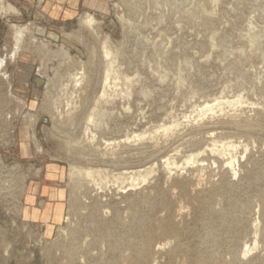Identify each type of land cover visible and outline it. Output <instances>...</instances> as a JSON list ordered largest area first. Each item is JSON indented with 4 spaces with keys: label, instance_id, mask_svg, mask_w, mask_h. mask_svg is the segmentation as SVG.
<instances>
[{
    "label": "rangeland",
    "instance_id": "1",
    "mask_svg": "<svg viewBox=\"0 0 264 264\" xmlns=\"http://www.w3.org/2000/svg\"><path fill=\"white\" fill-rule=\"evenodd\" d=\"M3 2L19 14H0V58L11 47L12 24L29 27L37 40L7 64L12 95L0 80V264H264V0ZM87 15L96 20L97 38L79 23ZM104 35L122 74L117 87L106 88L108 103L98 104L106 114L96 147L109 156L90 150L78 156L73 139L80 138L83 117L102 89ZM60 47L74 62L82 59L91 80L71 98L60 82L49 81L61 62ZM19 66H26L24 82ZM125 76L131 79L128 96L122 93ZM237 97L244 102L196 117L206 102ZM69 106L76 110L67 115ZM28 114L35 116L32 127ZM169 124L176 127L163 134L159 127ZM140 133L139 143L128 141ZM212 137L217 145H238L231 152H239L237 174L230 172L228 152V158L211 153ZM191 153L197 162L188 166ZM167 156L177 161L170 171L163 164ZM73 163L110 175L154 170L141 185L127 180L119 189L113 182L98 187L69 180ZM253 235L255 250L241 254L254 245Z\"/></svg>",
    "mask_w": 264,
    "mask_h": 264
},
{
    "label": "bare ground",
    "instance_id": "2",
    "mask_svg": "<svg viewBox=\"0 0 264 264\" xmlns=\"http://www.w3.org/2000/svg\"><path fill=\"white\" fill-rule=\"evenodd\" d=\"M41 1V0H40ZM214 2L215 1H217V0H213ZM202 2V1H201ZM212 4V3H211ZM216 7V6H215ZM9 12H13V13H15V14H19V11L16 9V8H14V6L12 5V4H10V3H8V2H6V3H4L3 2V0H0V14H3V15H6V14H8ZM212 13V12H211ZM120 19L121 20H124L125 18L123 17V16H121L120 17ZM130 22V21H129ZM128 22V24H130ZM79 23H80V25H82L84 28H86V29H88V30H90L93 34H95V36H96V38L98 37V32H97V30H96V26H95V24H96V20H95V18L93 17V16H91V15H87L85 18H80L79 19ZM127 23V22H126ZM130 26V25H129ZM11 37H12V44H11V47H10V49L0 58V80H3L4 79V81L6 80V82H8V86H7V88H8V93L9 94H13V92H12V85H11V83L9 82V78H10V76L7 74V72H6V67H7V64L8 63H11V62H13V63H15V62H17L18 61V59H19V57H20V55L21 54H23V52L27 49V45H31V44H33L37 39L35 38V36L34 35H32V33H31V30L29 29V27H27V26H20V25H16V24H12L11 25ZM252 37V36H251ZM250 38V37H249ZM256 38V37H255ZM80 39V38H79ZM108 39H110V38H108L107 36H105L104 35V39L103 40H101V41H99V42H101L100 44H101V46L99 47V49L101 48V57H103L104 58V67H103V74H102V76H103V82H102V85H101V87H102V89H101V93H100V95H98V97H95L96 99H95V101H94V104H93V106H92V108H91V110H90V112H88L87 114H85L84 115V117H83V122H82V124H81V122H80V124H81V130H80V134H81V136H80V138L78 137V138H74L73 139V141H74V143H76L77 144V148L76 149H73L74 150V152L76 153V154H79L78 156H80V155H85L86 154V152L85 151H88V150H90V151H92V152H94L95 151V153L94 154H96V153H98L99 155L101 154V155H104L105 154V152H102V151H99L98 149H101V147L100 148H97L98 147V144H97V142H95L96 140H97V135H98V129L97 128H99V129H101L100 128V122H101V120H102V116H104L105 114H106V109H103V108H101V107H99L98 106V104L101 102V101H106L105 100V98H106V95H108V93L109 92H107V87L108 88H110L109 86H110V84H112L113 85V87H117V80L119 79V78H121V77H119V75H122V74H120V72H119V69L117 68V64H116V54H117V51L115 50V48H114V50L112 49V47L110 46V42H109V40ZM252 39V38H251ZM257 40V39H256ZM254 41H255V39H254ZM29 42V43H28ZM38 42V41H37ZM40 42V41H39ZM42 42V41H41ZM28 43V44H27ZM110 43V44H109ZM49 44V43H48ZM256 44V43H255ZM39 45V44H38ZM37 46V45H36ZM44 46H45V44H44ZM47 46V45H46ZM256 46V45H255ZM37 47H39V46H37ZM41 47V46H40ZM93 47V46H92ZM114 47V46H113ZM253 48V47H252ZM4 49H6V48H4ZM49 49V48H48ZM59 49V48H58ZM95 49V48H94ZM50 51V50H49ZM119 51V50H118ZM38 52V51H37ZM44 52H45V48H44ZM43 52V53H44ZM48 52V51H47ZM59 52H61V54H62V56H60L61 58V62L58 64L59 66H56L57 68H55V70L53 71L54 72V78H52V79H50L49 78V81L52 83V85L54 86V84L55 83H57V81H58V83H59V86H60V88H61V90H62V92L64 93V97L65 98H68V97H66L67 96V94L69 95H71V96H69L70 98L73 96V94H74V92L76 91V90H78V89H80L81 90V88H83L84 86H87V85H89L90 83H91V80L90 79H87L86 78V74H85V68H84V64L85 63H83L82 62V59L81 60H79V61H75L74 62V60L72 59V57H71V55L69 54L70 52H68V50L67 49H65V48H63V47H60V51ZM256 52V51H255ZM43 53H42V56H44L43 55ZM46 53V52H45ZM52 53V52H51ZM50 53V54H51ZM253 53V52H252ZM55 54V53H54ZM56 54H57V51H56ZM55 54V55H56ZM41 55V54H40ZM39 54H38V57L40 56ZM48 55V54H47ZM60 55V54H59ZM59 55L57 54V56L56 57H58L59 58ZM93 55H94V53H93ZM46 56V55H45ZM51 56V55H50ZM47 57V56H46ZM52 57V56H51ZM74 57V56H73ZM91 57V56H90ZM44 58V57H43ZM102 58V59H103ZM39 59H41L42 60V58H39ZM50 59V58H49ZM49 59L47 60V59H45L46 60V62L47 61H49ZM54 59H56V58H54ZM92 59V58H91ZM59 60V59H58ZM78 60V59H77ZM40 62V61H39ZM46 62H44V63H46ZM92 62V61H91ZM40 64L42 65V62H40ZM46 64H48V63H46ZM62 65H67L68 67L65 69V71L63 72V73H61L60 71H59V67L60 66H62ZM103 65V64H102ZM52 66H54V65H52ZM47 67V66H46ZM55 67V66H54ZM40 68H41V66H40ZM48 68V67H47ZM50 68V67H49ZM53 69V68H52ZM62 69V68H61ZM26 70V66H19V69H18V73H19V76H21L20 78V80H21V82H24L25 81V77H26V75H27V70ZM62 70H64V69H62ZM39 71V70H38ZM46 75V74H45ZM24 79V80H23ZM111 80L113 81L112 83H111ZM124 87H125V85L127 86L126 88V90L125 91H123L122 92V90H121V92L122 93H124V95L125 96H128L130 93L128 92V88L130 87L129 86V84H131V79H129L127 76H125L124 77ZM180 84V83H179ZM111 85V86H112ZM38 83L36 82L35 84H34V94H36V92H37V89H38ZM49 87V86H48ZM100 87V88H101ZM111 89V88H110ZM110 89H108V90H110ZM113 89V88H112ZM119 89H121V88H119ZM60 90V89H59ZM70 90V91H69ZM115 90V89H114ZM114 90H112V91H114ZM117 90H118V88H117ZM50 91V90H49ZM82 91V90H81ZM46 93H48V91H45ZM61 92V93H62ZM96 92V91H95ZM118 92V91H117ZM77 93V92H76ZM90 93V92H89ZM112 93V92H111ZM115 93V92H114ZM121 93V94H122ZM51 94V93H50ZM83 94H84V92H83ZM110 94V93H109ZM116 94H118L119 95V93H116ZM46 95V94H45ZM55 95V94H54ZM61 95V94H60ZM59 95V96H60ZM82 95V94H81ZM123 95V94H122ZM74 96H75V94H74ZM112 96V95H111ZM45 97V96H44ZM77 97V96H76ZM48 99H49V97H47ZM51 98H52V95H51ZM55 97H53V99H54ZM56 98H58V97H56ZM64 98V99H65ZM79 97H77L76 99L79 101V99H78ZM84 98V97H83ZM107 98H108V96H107ZM110 98V97H109ZM108 98V99H109ZM123 98V97H122ZM234 98V97H233ZM18 101L21 103V108H23L25 105H26V100H25V98L23 97V96H19L18 98ZM64 99H62V100H64ZM93 99V98H92ZM50 100V99H49ZM66 100V99H65ZM72 100V99H71ZM70 99L68 100V102H70L71 101ZM115 100V99H114ZM113 100V101H114ZM213 101H214V99H212ZM216 100V99H215ZM244 99H242V97H237V98H235V99H233V100H223V101H220V100H217V101H214V103H208V102H206L205 103V106L204 107H202L199 111H197L198 113H197V115H196V117L197 118H199V120H200V118H203L204 116H206L209 112H214V114L215 113H217L218 111H222L223 110V108H224V106H230V105H232V106H235L236 104H241V103H243L244 101H243ZM43 101H44V99H43ZM56 101V100H55ZM53 102V101H51L50 103L52 104V105H54V108H56L57 106H59V105H57V106H55L56 105V102ZM45 102V101H44ZM62 102V101H61ZM107 102V101H106ZM115 102V101H114ZM65 103H67L66 101H65ZM74 103H76L75 101H74ZM74 103H72V104H74ZM79 103V102H78ZM91 103H92V101H91ZM108 103V102H107ZM247 103V102H246ZM58 104H59V101H58ZM63 104V103H62ZM105 104V103H104ZM69 105V104H68ZM85 105V104H84ZM111 105V104H110ZM128 105V104H127ZM244 105V104H243ZM33 106V105H32ZM60 106H61V104H60ZM78 105H76V107H77ZM102 106V105H101ZM105 106V105H104ZM238 106V105H237ZM65 107V106H64ZM76 107L74 108H72V107H70L69 106V108L66 110V112H67V115H70V114H72L73 113V109L74 110H76ZM79 107V106H78ZM77 107V108H78ZM83 107V106H82ZM103 107V106H102ZM106 107H108V106H106ZM242 107V106H241ZM240 107V108H241ZM254 107V106H253ZM257 107H258V105H257ZM59 108H61V107H59ZM127 108H129V106L127 107ZM235 108V107H234ZM245 108V107H244ZM51 107H50V109H49V113L51 114ZM64 109H66V108H64ZM63 109V110H64ZM229 109V108H228ZM232 109V108H231ZM18 110V109H17ZM57 110H58V107H57ZM56 110V111H57ZM243 110V109H242ZM250 110H252V108H250ZM53 111V110H52ZM54 111H55V109H54ZM59 111V110H58ZM65 111V110H64ZM107 111H109V110H107ZM224 111V110H223ZM222 111V112H223ZM239 112V111H238ZM18 113V112H17ZM56 113H58V112H55V114ZM60 113V112H59ZM65 113V112H64ZM82 113H83V111H82ZM109 113V112H108ZM264 113V112H263ZM80 114H81V112H80ZM196 114V113H195ZM218 114H220V113H218ZM57 115V114H56ZM61 115V114H60ZM212 115V114H211ZM28 116V121H29V126L30 127H32V126H34L33 124H34V121H35V116L33 115V114H28L27 115ZM51 116H53V114H51ZM62 116H63V114H62ZM236 116V115H235ZM54 117V116H53ZM53 117H51V119L53 118ZM69 119H71V124H74L75 123V118H76V116H67ZM27 118V117H26ZM55 118V117H54ZM62 118V117H61ZM60 118V119H61ZM68 118H65V119H68ZM197 118L196 119H194V120H197ZM209 118V117H208ZM213 118V117H212ZM236 118V117H235ZM58 119V118H57ZM255 119V118H254ZM64 120V119H63ZM105 120V119H104ZM54 121V120H53ZM80 121H82V120H80ZM189 121V120H188ZM201 121V120H200ZM59 122V121H58ZM57 122V123H58ZM68 122V121H67ZM173 123V122H172ZM60 124V123H59ZM66 124V123H65ZM57 125V124H56ZM106 125V124H105ZM178 125V124H177ZM189 125V124H188ZM71 126H73V125H71ZM102 127V126H101ZM176 127V125L175 124H169V125H162V126H160L159 128L161 129V132L163 133V134H168V133H172L173 132V130H174V128ZM71 129V128H70ZM73 129V128H72ZM76 129V128H75ZM97 129V130H96ZM177 129V128H176ZM34 130V129H33ZM79 130V129H78ZM106 130V129H105ZM101 131V130H100ZM74 132H76V131H74ZM155 132V131H154ZM178 132V131H177ZM33 133V132H32ZM148 133V132H147ZM162 133H161V135H162ZM175 133V132H174ZM154 134V133H153ZM156 134V133H155ZM160 134V133H159ZM32 135V138L34 137V133L33 134H31ZM210 135V134H209ZM74 136V135H73ZM79 136V135H78ZM130 136V135H129ZM129 136H125L126 138L125 139H129L130 137ZM143 136H144V133H140V134H138V135H136V136H134V137H131V139H129L128 141H130L131 140V142L133 141V142H135V140H138L137 142L139 143V140H141V139H143ZM165 136V135H164ZM31 137V136H30ZM215 137V136H214ZM73 138V137H72ZM168 138V137H167ZM148 139V138H147ZM192 139V138H191ZM216 139V138H215ZM215 139H213V137H212V145H211V147H209V148H211V153L213 152H217V153H219V155L221 154H223V153H225L226 155H227V153L226 152H228L229 153V155H230V157H229V160H227L228 161V164L231 166V168L230 167H228V168H230V169H232L230 172H232L233 171V174L235 175V174H237V172H235L236 170V168L234 169V167H233V165H235L234 164V162H236L237 161V156L239 155L238 153V151H236V152H238V153H236V154H238L236 157H235V155L233 154L232 155V151H235L237 148H238V145L236 144H234V142L232 143V142H230V141H227L226 143H222V144H220V145H217V142L218 141H216ZM70 140V139H69ZM151 140V139H150ZM155 140V139H154ZM222 140V139H221ZM101 141V140H100ZM104 141V140H103ZM106 141V140H105ZM66 142V141H65ZM118 142H119V140H118ZM117 142V143H118ZM70 142H68V144H69ZM105 143V142H104ZM112 143V142H111ZM115 143V142H114ZM124 143V142H123ZM122 143V144H123ZM128 143V142H127ZM151 143V142H150ZM159 143V142H158ZM253 143V142H252ZM66 144V143H65ZM75 144V145H76ZM110 144V143H109ZM128 144H130V143H128ZM156 144V143H155ZM239 144V143H238ZM243 144V143H242ZM22 145H23V148L25 147V143L24 142H22ZM67 145V144H66ZM70 145V144H69ZM71 145H73V144H71ZM70 145V146H71ZM104 145H107V142H106V144H104ZM114 145V144H113ZM240 145V144H239ZM245 146H246V144H244ZM243 145V146H244ZM37 146V145H36ZM97 146V147H96ZM112 146V145H111ZM208 146V145H207ZM206 146V147H207ZM38 147V150H40L41 149V147L38 145L37 146ZM106 147V146H105ZM116 147V146H115ZM248 147H249V145H248ZM247 147V148H248ZM67 149H68V147H66ZM97 148V149H96ZM104 148V147H103ZM107 148V147H106ZM106 148H104V150L106 149ZM205 148V147H204ZM114 149V148H113ZM116 149V148H115ZM202 149V148H201ZM239 149V148H238ZM240 149H241V146H240ZM208 150V149H207ZM245 151H247L246 150V148L244 149ZM68 151V150H67ZM114 151V150H113ZM113 151H110V153L111 152H113ZM116 151V150H115ZM120 151V150H119ZM195 151V150H194ZM176 152V151H175ZM210 152V151H209ZM67 153V152H66ZM233 153H235V152H233ZM241 153V152H240ZM244 153V151L242 152V154ZM108 154V153H107ZM115 154V153H114ZM200 154V153H199ZM118 155V154H117ZM187 155V154H186ZM244 155V154H243ZM105 156H106V154H105ZM109 156V155H108ZM108 156H106V157H108ZM115 156V155H114ZM242 156V155H241ZM99 157V156H98ZM112 158H113V156H111ZM130 157V156H129ZM219 157H221V156H219ZM101 158V157H100ZM110 158V157H109ZM108 158V159H109ZM166 158V157H165ZM163 159V160H165V161H163V164L166 166L165 168H167L169 171L171 170V168L173 169V166L174 165H176V162H175V159H174V157H169V156H167V158L166 159ZM227 158H228V155H227ZM114 160V159H113ZM184 162L186 163V164H188V166H189V163H195V162H197V155H195L194 153L192 154H190V155H188V156H186L185 157V159H184ZM183 162V163H184ZM226 162V161H225ZM227 163V162H226ZM162 164V165H163ZM225 164V163H224ZM183 165V164H182ZM194 165V164H193ZM223 165V164H222ZM170 166H172L171 168H170ZM178 166V165H177ZM187 166V167H188ZM192 166V165H191ZM148 167V166H147ZM152 166H150V168H146V169H140V171H137L136 173H130V170H129V172H122V173H119L118 172V174H115V172H114V174H109L107 171H105V170H103V169H100V168H94V167H92V166H82V165H79V164H76V163H73V164H69V169H68V178H69V180H72V179H75V180H77V181H79V183L80 182H91V183H93L92 185H96V186H98V187H101V185L102 184H106V185H108L109 183L108 182H113V183H116V185H121L120 187H119V189L120 188H123V186H122V184L125 182L126 183V181L128 180H130V182H128L129 184H127L128 186H133L134 188H135V186H137L138 184L139 185H141V183L142 182H145V181H147V180H149L148 178H149V175L150 174H152V172H153V170L154 169H152L151 168ZM155 167V166H154ZM175 167V166H174ZM180 167V166H179ZM183 167V166H182ZM178 168V167H177ZM186 167H184L183 169H185ZM176 169V168H175ZM181 169V168H180ZM238 169V168H237ZM138 170V169H137ZM109 171V170H108ZM135 170H133V172H134ZM163 171V170H162ZM167 171V170H166ZM178 171V170H177ZM239 172V171H238ZM112 173V172H111ZM169 173V172H168ZM180 173V172H179ZM171 176V175H170ZM233 176V175H232ZM237 176V175H236ZM152 178V177H151ZM73 181V180H72ZM71 181V182H72ZM75 183H76V181H75ZM78 183V182H77ZM113 183H112V185H113ZM90 184V183H89ZM145 184V183H144ZM75 185H77V184H75ZM110 185V184H109ZM127 185H125V186H127ZM80 186V185H79ZM87 186V185H86ZM127 186V187H128ZM77 187V186H76ZM89 187V186H88ZM94 187V186H93ZM103 187V186H102ZM106 187V186H105ZM112 187H116V186H112ZM95 188V187H94ZM93 188V189H94ZM106 188H109V187H106ZM105 188V189H106ZM117 188V187H116ZM130 188V187H129ZM97 189V188H96ZM95 189V190H96ZM118 189V188H117ZM174 189V188H173ZM190 189H192V188H190ZM102 190V189H101ZM100 190V191H101ZM108 191H109V189H107ZM122 190H124V189H122ZM132 190V189H131ZM77 191V190H76ZM119 191V190H118ZM117 192V191H116ZM173 192V191H172ZM97 193V192H96ZM186 199V198H185ZM103 200V199H102ZM181 200V199H180ZM179 204V203H178ZM86 205V204H85ZM180 205V204H179ZM97 210V209H96ZM224 214V213H223ZM159 216V215H158ZM225 216H226V214H225ZM257 219V218H256ZM254 222V221H253ZM156 226V225H155ZM252 226V225H251ZM254 227H256V224H255V226ZM108 228V227H107ZM106 228V229H107ZM225 228V227H224ZM253 228V227H252ZM251 228V229H252ZM110 229V228H109ZM258 229V228H257ZM225 231V230H224ZM253 231H254V229H253ZM111 232V231H110ZM134 232V231H133ZM256 232V231H255ZM252 233V232H251ZM227 234V233H226ZM256 234H257V232H256ZM255 234V236H257ZM254 236V235H253ZM255 236L253 237V239H254V241H253V243H254V245H245V249L244 248H242L243 249V251L241 252V254L243 253V255H245V254H247V253H252V252H250V251H252L253 249L255 250V246H256V243H257V240L255 239ZM252 239V240H253ZM258 239V238H257ZM168 243V242H167ZM249 243V242H248ZM164 245H166V243L164 244ZM168 245V244H167ZM157 246V245H156ZM164 247V246H163ZM168 247V246H167ZM156 250V249H155ZM161 251V250H160ZM156 253V252H155ZM159 253V252H158ZM122 254V253H121ZM124 256V255H123ZM129 256V255H128ZM246 257V256H245ZM233 258V257H232ZM241 259V258H240ZM242 259H244V258H242ZM232 260V259H231ZM256 261V260H255ZM162 263V262H161ZM121 264V263H120ZM141 264V263H140Z\"/></svg>",
    "mask_w": 264,
    "mask_h": 264
}]
</instances>
